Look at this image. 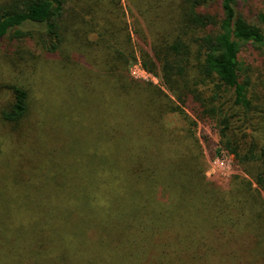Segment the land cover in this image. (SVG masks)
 <instances>
[{
    "label": "trees",
    "instance_id": "1",
    "mask_svg": "<svg viewBox=\"0 0 264 264\" xmlns=\"http://www.w3.org/2000/svg\"><path fill=\"white\" fill-rule=\"evenodd\" d=\"M125 1L138 56L121 0H0V41L36 39L48 61L69 50L81 71L56 110L73 150L49 160L43 146L33 163L0 143L3 264H264V100L239 60L245 45L264 60V10L251 20L237 0ZM137 62L164 90L130 77ZM29 114L14 88L0 120L19 132ZM198 124L244 177L206 179ZM11 204L26 216L16 222Z\"/></svg>",
    "mask_w": 264,
    "mask_h": 264
},
{
    "label": "rangeland",
    "instance_id": "2",
    "mask_svg": "<svg viewBox=\"0 0 264 264\" xmlns=\"http://www.w3.org/2000/svg\"><path fill=\"white\" fill-rule=\"evenodd\" d=\"M237 3L241 15L251 20L264 10V0H237ZM120 4L127 14V22L131 27L133 50L137 54L139 49L145 50L146 48L133 35V23L128 12L127 2L121 0ZM36 43V39H16L13 36L0 41V111L8 108L11 104L14 88H22L27 91L30 110V114L22 123L19 132L17 130L12 131L0 120L1 149L4 153L10 154V157L19 159V155L16 154L18 152L21 158L23 157V162L25 161L24 158L31 157L33 163L36 160H32V156L39 153L40 150L43 151V146L50 148L51 154H48L47 157L49 160H52L53 157L58 159L63 150L71 149L66 140L58 139L60 132L56 131V126L59 125L56 110L59 108V100H63L59 97L76 87L81 79L79 63L73 60L69 50H63L56 58H50L48 61L46 58H42L43 55L41 56ZM67 53H69V58L66 59ZM261 58V51L252 45L242 47L239 54L242 73L246 79L251 80L253 88L257 90L259 103L264 100L262 88L264 86V60ZM129 74L134 80L149 82L164 90L160 79L145 73L139 62L129 67ZM73 118L77 123H83L79 112L74 114ZM166 124L171 129L185 127L176 116H169ZM195 132L198 138L201 139L205 135L210 141V145L201 141L205 159V177L208 181L225 187L232 177H244L233 157L219 149V138L216 132L209 126L202 124H198ZM67 135L74 137L71 132H67ZM99 146V151H102V145ZM218 150L219 152H217ZM31 166L33 164H30L29 168ZM6 188L12 189L13 186L9 183ZM10 209L16 222L26 216L24 208L15 209V204H11ZM15 213L18 215L15 216ZM0 229L4 230L5 226L0 227ZM27 232H24L25 235ZM2 245H9V243L2 242ZM17 246H28V243L15 244V248ZM6 249L10 248L1 247L0 264H3L5 257L10 260L11 254L9 251L6 252Z\"/></svg>",
    "mask_w": 264,
    "mask_h": 264
}]
</instances>
